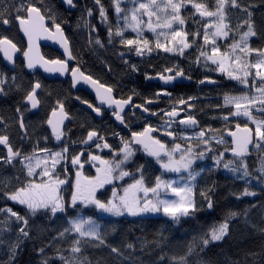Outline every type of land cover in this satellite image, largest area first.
Instances as JSON below:
<instances>
[{
	"label": "snow or ice",
	"instance_id": "1",
	"mask_svg": "<svg viewBox=\"0 0 264 264\" xmlns=\"http://www.w3.org/2000/svg\"><path fill=\"white\" fill-rule=\"evenodd\" d=\"M94 4V8L85 6L86 15L93 17L98 10L100 23L107 30V45L119 52V59L131 72H137L138 65L126 59V55L134 54L142 59L147 55L151 59L153 41L143 35L145 31L155 37L157 54L166 53L189 61L187 69L176 62L166 63L154 76L145 72L146 81L158 80L163 85L191 81L192 59L188 50L193 49L198 52L197 63L210 65L209 71L235 81L245 91L239 95L225 92L223 107L215 104L220 111L213 118L222 122V129L201 125L192 111L195 107L192 102L199 99L197 96L188 95L186 99L181 96L171 109L158 108L161 97H172L167 89L144 98L143 103H135L133 95L117 98L115 88L86 72L80 58L74 55L71 38L64 27L69 21L52 0H13L0 11V52L11 66L0 69V95L7 96L14 87L19 88L16 75H12L9 83L7 74L16 67L18 53L23 56V66L33 73L34 82L20 95L14 109L13 119L19 121L20 147L12 143L7 132L8 122L0 119V171L16 170L15 186H5L0 192V201L4 202L0 207V245L7 249L6 259L0 257V264H16L21 244L32 238L37 221L42 225L46 221L44 226L51 229L48 240L38 249L39 264H93L85 255L88 246L108 248L112 256L122 258L121 264H130L126 253L106 242L103 223L112 225L115 231L122 222L135 224L150 217L178 223L181 218H192L205 204L210 213L214 212L215 188L200 189L198 196L202 199L198 200V177L221 167L233 179L244 182L243 191L232 193L236 201L253 198L248 201L244 215L254 210L264 211V118H257L252 111L255 109L264 117V26L258 31L254 21L255 9L264 13V0H215L214 3L209 0H111L115 26L102 0H94ZM60 7L70 14L78 4L76 0H60ZM233 13H236L235 23ZM189 16L197 25L192 31L185 27ZM81 21L89 33H98L99 29L89 20L81 16ZM14 28L23 34L26 46L4 34ZM128 31L135 33V38L126 37ZM253 37L261 41L255 47L251 44ZM91 39L94 46L106 47L99 35L90 36ZM40 40L59 45L63 55L45 57L40 52ZM72 61H76L75 66ZM105 66L112 71L111 64ZM37 68L61 77L70 74V93L79 84L88 86L95 92L99 105L79 96L75 99L101 119L106 114L103 109L106 106L119 131H113L109 139L99 128H85L78 140H72L75 133L65 124L71 120L70 109L65 100L57 98L46 117L51 136L44 135L41 143L38 135L31 151L25 149V141L31 143L25 114L41 106L39 90L43 84L35 78ZM195 83L219 87L220 82L204 74ZM153 104L158 110L150 107ZM126 108L144 113V123L134 127L126 118ZM132 114L135 116V111ZM151 117L162 119L163 123L154 124ZM242 117L245 119L241 120ZM226 153H231L232 158L226 159ZM254 153L258 164L250 166L246 160ZM208 159L211 165L197 166L199 170L194 167L197 161ZM93 169L95 175L91 174ZM150 170L154 182L148 178ZM165 174H174L176 178H165ZM9 201L19 207L9 206ZM85 210L92 214L85 215ZM97 214L98 218H93ZM237 216V212L229 211L222 222L193 236L185 254L171 258L162 254L155 264H193L192 257L225 241L231 232L230 221ZM252 228L264 234V220L253 223ZM13 231L15 240L5 241L4 236ZM128 248L133 249L134 245L128 244ZM50 249H55L51 256L47 254ZM196 264L206 262L198 259Z\"/></svg>",
	"mask_w": 264,
	"mask_h": 264
},
{
	"label": "trees",
	"instance_id": "2",
	"mask_svg": "<svg viewBox=\"0 0 264 264\" xmlns=\"http://www.w3.org/2000/svg\"><path fill=\"white\" fill-rule=\"evenodd\" d=\"M52 2L57 6L60 14L66 16L69 23L65 24L67 34L70 36L71 41L77 42V38L82 35L84 38H88L85 34L83 23L81 21V16L84 19L89 20L90 24L95 25L99 31L98 33H93L94 37L99 35L102 41L105 42L106 47L101 48L100 58L101 62L93 61L89 54L84 55L86 63L91 64L92 66L101 65L99 69L101 72H106V64H111L112 58L115 55H118V51H114L111 46L107 45V30L105 25L100 23L98 10L94 12L93 17H88L85 12V6L95 7L94 0H77L78 7L73 13L64 12L60 7L58 0H52ZM105 7L108 10L109 20L115 26V13L111 7V0H102ZM210 3H214L215 0H209ZM10 6L9 1L0 0V11H3L6 7ZM236 21V13L232 14V22ZM254 21L257 26V30H262L264 26V13L260 11L259 8L254 11ZM80 22V27L77 28V23ZM185 27L192 31L197 25L193 24L191 17L189 16L187 24ZM202 31V29H201ZM261 41L255 37L252 38L251 44L253 47L259 45ZM90 45L87 44L86 47ZM81 48V47H80ZM84 48V47H83ZM119 48V45H117ZM82 54H85V51L80 50ZM127 53V49H124ZM191 53V75L192 82L196 81L199 78H203L204 74L211 76L213 79L219 80V87L224 89L221 91H216L219 87H214L211 85L203 86L200 89L201 93H196V88L193 86L188 87H179L177 89L171 90L172 93L171 99L161 100L159 102V107H168L173 105L177 99L183 96L185 99L188 95L199 97L197 102H193L195 105L199 102H208L207 100L201 101V99H213L214 97H223L225 92L234 95L236 92H231L226 90L224 87L225 79L219 76L216 72L209 71L208 69L211 66L205 67L203 62L197 63L196 56L198 52L193 49L188 50ZM130 60H136L137 56L134 54L126 55ZM164 62V61H163ZM179 62L186 69L189 67V61L181 58L175 59L176 63ZM165 63V62H164ZM114 64V63H113ZM160 65L157 63L150 64V68L147 73L149 75L155 74L154 65ZM113 67V66H112ZM152 68V69H151ZM0 69H4L0 64ZM91 69V68H90ZM89 69V70H90ZM152 70V71H151ZM115 73L122 74V76H127L124 72H114L113 76L117 80L119 76ZM9 83H11V77L13 74L16 75L17 80L16 84L19 88H13V90L7 95L2 97L0 95V116H11L12 110L15 109L17 100L20 95L23 94V91L29 89L32 80L24 75L20 70H16L14 73L8 72ZM94 78H98L101 82L105 83L107 78L100 72H96L92 69ZM134 76V75H133ZM130 87L136 92H139V95L144 98L154 97V94L157 91H160L156 87L143 88L142 87V78L135 75ZM129 78V77H128ZM210 86V87H209ZM222 89V88H221ZM131 94V93H130ZM195 114V107L192 109ZM0 117V118H1ZM234 127V125L232 126ZM113 131H119V127L111 126V130L106 134L109 136ZM105 134V133H103ZM78 139V138H77ZM25 149L29 151L31 148L25 146ZM226 157V156H225ZM231 155L226 157V159H231ZM246 162L250 166H257V156L254 153L252 156L248 157ZM211 159L199 163L197 166L211 165ZM196 166V167H197ZM199 170V167H197ZM158 174V173H155ZM201 177H198L199 184L197 185V199L200 200L198 192L200 189L205 187H214L215 191L213 193L216 200V209L214 212H209L207 210L206 204L203 206L201 211L195 213L192 218H181L180 221L174 222L171 219L163 217H150L142 221H138L135 224H129L127 222H122L121 224L115 227L113 231V226L103 223L102 219L100 222L103 223V234L107 243L119 247L122 253H126L130 264H155L159 257L163 254L167 258L172 256L183 255L187 252L188 244L192 241L193 236L201 235V232H206L212 224H218L222 222L225 217L228 215L229 211H235L238 213V216L231 219V232L225 241L220 242L219 246L212 245L210 250L206 253H200L198 256L191 258L193 264H196L198 259H202L206 264H264V256L261 253H264V234L259 231H256L252 228L253 223H259L264 220V211H252L248 216L244 215V209L248 206V201L253 198H243L244 202L236 201L233 192H241L244 188V182L239 179H233L232 174L224 170L222 167L219 170L213 172H203ZM149 180L154 182V174L149 171ZM16 184V170L7 169L0 171V192L3 191L5 186L14 187ZM255 185V181H253ZM256 191L259 192V189L256 188ZM110 195V193H109ZM256 202V201H253ZM9 206H13L11 202H7ZM4 206V202L0 201V207ZM18 208L19 206H13ZM71 211V210H70ZM91 211H85V215H91ZM94 218V217H93ZM131 219V218H130ZM247 221V222H246ZM47 222H44L46 225ZM41 224L40 221H37V226L32 230V238L25 241L21 244L19 254L16 258V264H39L40 256L37 254L38 249L43 246L49 237L50 228L45 227ZM15 232L13 231L10 234L4 236V240H15ZM128 244H133L134 248L129 249ZM67 248V244L64 245ZM35 249V250H34ZM6 247L0 245V257L6 259ZM55 249H50L48 255H53ZM255 254V255H253ZM85 255L92 260L93 264H96L97 261L100 264H121L122 258H116L110 254L108 248H94L91 246L86 247Z\"/></svg>",
	"mask_w": 264,
	"mask_h": 264
},
{
	"label": "flooded vegetation",
	"instance_id": "3",
	"mask_svg": "<svg viewBox=\"0 0 264 264\" xmlns=\"http://www.w3.org/2000/svg\"><path fill=\"white\" fill-rule=\"evenodd\" d=\"M7 32H5L4 34L5 35H9V36L13 35V37H15V38H13L14 42H17L18 44L23 42L19 38V34L17 33V30L15 28L13 30H11L9 32V34H7ZM11 32H12V34H11ZM72 43H77V42H73L72 41ZM72 45L74 46L75 49H73ZM72 45H71V49L74 52V55L76 57L80 58V62H81L82 66H83V68H84V70L86 72H91L92 73V69H93L94 71L100 72V73L103 74V72H101V70L99 69V67L101 65L92 66L91 64L86 63L87 61L83 57V55H82V57L79 55V54H81V51H79L75 47L74 44H72ZM41 53L43 55H45V57H55L57 55H61L62 56V54L60 52L52 50L50 48H41ZM21 55L22 54H20V56ZM125 58L127 59L128 57H125ZM113 59H116L115 56L112 58V61H111V63L112 62L114 63V64L112 63V66H113L112 67V71L109 72L108 68L106 67V72H104L103 75L107 78V81H108V83L105 82V84L106 85H111V86H113L115 88V95H116L117 98H119L121 95H123L124 98H127L128 95H133V99H134L135 103H143L144 99H143L142 96L139 95V92H137V91L135 92L130 87V84H132L133 79L136 78L135 75L142 78V84L141 85H142L143 88H147L148 89L149 87H153L154 86V87L158 88L160 91L163 90L160 87H158L157 85L145 84V79H144V74L150 68V64H152V63L159 64L160 63V65L153 64L155 66L154 71L155 70H159L160 68H162L166 64V63L163 62V60H158V62H151V61H148V59H147L145 61H142L141 63L136 62L135 64L138 65V71L133 73V72H131L130 68L126 67L125 65H121L122 61H120L119 58H118V61L113 60ZM173 62H175V60ZM70 63H72L73 66H75L76 61H72ZM0 64L5 70H7L3 66V63H2L1 60H0ZM122 68H124V69H122ZM16 70H20L24 75H26L27 77H29L32 80V83L34 82V75L25 74L24 69H23V64L21 62V58H19L16 61L15 70L13 72H10V71L9 72L10 73H14ZM115 71L116 72H120V73L124 72V74L127 75V77L130 78L129 82L131 81V83L128 82V86L126 84L124 86H122L123 82H122V80L120 78L121 77H126V76H120V74L115 73V74H117L119 76V78L116 81V79L113 76ZM68 75H70V74H68ZM152 75L154 76L155 74H152ZM35 78H39L41 80V83L43 84V88L39 92V99L41 100L40 112H39V114L34 115V116L30 115L29 112H27L25 114V118H24L25 119V123L27 125L35 123L37 117H40V116L43 115L44 116L43 123H44L45 129H47V135L50 137L51 133H50L49 129L46 127V125H47L46 124V117L48 115H50L51 107L55 106L56 100H57V98H59L61 100H65L66 105L70 109L71 120H70V123L67 125V127L71 130L72 133H75V135L72 136V140H78L77 138L79 137V134L82 131H84L85 128H91V127L99 128V129H101V133L103 134V133L109 132L111 130V126L115 125L117 127V123L114 121L113 117L111 116V113L107 112L106 109H104L106 114L103 117V119H101V118L100 119H96L91 113H89L83 107H81L82 104H80L79 101L75 99L76 96H79V97H81V98L93 103L94 105H96L95 104V100L83 90L71 91V93H70L69 92V88H70V83L69 82L70 81H69L68 78L66 80H64V81H61V80H58V79L50 81V80H45L38 73L35 74ZM188 86H193V87L196 88V90L200 91V89H202V87L204 85H199L198 86L195 83V81L192 82V80H191L190 84ZM188 86H184V87H188ZM179 87H182V86H179ZM179 87L175 86L173 89H167V90L168 91H171V90L173 91L174 89H177ZM2 97H4V96H2ZM168 99H165V98L161 97V100H168ZM197 101L198 100H195V102H197ZM83 105H86V104H83ZM170 106H172V105H170ZM150 107H152L154 110H158V108H165V107H159V105H158V108H157L156 104H153ZM133 111H135V116H133V114H132ZM12 113H13L12 117L11 116L8 117V116L4 115L2 117L0 116L1 117L0 119H3L5 121H7L8 122V128L13 130V134H16V136H18L17 132H18L19 121L13 119V117L15 115L14 109L12 110ZM126 113H127L126 118L132 123V125L134 127H138L139 125H142L144 123V120L142 119L143 115L140 112V110H138V109H134V110L130 109ZM150 119H151L152 123L158 124V123H156L157 122V118L156 117H151ZM14 123H16V125H17L16 128H14ZM125 131H127V130H125ZM108 137H109V139H111L112 138V134H110ZM164 139H168V138L165 137ZM117 142H118V138H117ZM52 143L55 144L56 142L54 140H52Z\"/></svg>",
	"mask_w": 264,
	"mask_h": 264
},
{
	"label": "rangeland",
	"instance_id": "4",
	"mask_svg": "<svg viewBox=\"0 0 264 264\" xmlns=\"http://www.w3.org/2000/svg\"><path fill=\"white\" fill-rule=\"evenodd\" d=\"M8 1H9L10 5L13 2V0H7V2ZM144 19H145V21H147V17H144ZM48 22L50 23V21H48ZM11 30H13V29H10L7 32V34H9V32ZM84 31H85V34L88 36V38H84L83 32H82V35L79 38H77V40H78L77 43H72V44H74L75 47L79 51L80 50L85 51V54H82V53L79 54L81 57H82V55L84 57V55L91 53V55H92L91 57L92 58L95 57L94 59H92L93 61L101 62V58L99 56L100 53L102 52L101 48L99 46H94V39L90 40V36L94 37L93 33H89L88 29H86V28H84ZM11 34H12V32H11ZM143 35L146 38H149L150 40L153 41V44H152L153 52L151 54V59H149V57L147 55L143 59L141 57H137L136 60H130L129 58H127L132 63H136V62L141 63L142 61H145L147 59H148V61H151V62H158V60H163L165 63H172L175 59L179 58V57H176V56H171L170 54H166V53L157 54V50H155V37H153L152 33L148 32V31H145L143 33ZM10 36L12 38H15V37H13V35H10ZM125 36L128 37V38H135V33H132L130 31H128V32H125ZM163 39L164 38L161 37L162 41H163ZM87 44H89L90 46L85 48V46H87ZM72 47H73V49H75L73 45H72ZM89 56H90V54H89ZM165 57H167V59H164ZM115 58L116 59H113V60L118 61L119 54L115 55ZM121 65H124V63L121 62ZM122 69H124V68H122ZM120 79L123 82L122 86H124L125 84L128 86V82H129L130 78H128L126 76V77H121ZM129 83H131V81ZM224 87H225L226 90H230L231 92H236V94H234V95H239V94H241L242 91H245L243 89L242 85L237 84L235 81H229V80H226V79H225V82H224ZM223 89H224L223 87H219L216 91H221ZM196 93H201V91L196 90ZM163 98L168 99L169 97H163ZM205 100H207L208 102H211V103H207V102L196 103V105H195V114L194 113L193 114L198 118V121L201 123V125H212V126H214L216 128H221L222 129L224 127L222 122L220 120H218V119H214L213 116L220 111L219 109L215 108V104L216 103H220L221 107H223V97H214L213 99L207 98V99H202L201 101H205ZM193 102H195V101H193ZM171 107L172 106H169V107H165L163 109H171ZM177 107L179 108V107H183V106H179L178 105ZM252 111H253V115L256 116L257 118H264V117L261 116L260 113H257L255 111V109H253ZM181 115L183 116V113H181ZM43 119H44V116L42 115L40 117H37L35 123L30 124V125L28 124L27 132H28L29 136L31 137V143H29L28 141H25L23 147L29 146L31 148L32 145L36 144V142H37L36 137L38 135L40 137V142L43 143V136L47 135V132H45V126H44V123H43ZM163 119H167V117H164ZM244 119L245 118H243V117L241 118V120H244ZM156 123L162 124L163 120L162 119H157ZM16 126H17L16 123H14V128H16ZM173 126L177 127L176 125H173ZM7 132L11 136L13 145H15L17 147H20V139H19L18 136H16V134H13V130H11V129H9L7 127ZM221 150H222V148H221ZM225 156L229 157L230 153H226ZM199 163H201V161H197V165ZM197 165H194V167H196ZM91 174L95 175L94 169L91 170ZM165 178L175 179L176 177H175L174 174H165ZM65 194L67 195V193H65ZM85 211H89V210H85ZM98 216H99V214H97V216H95L94 218H98Z\"/></svg>",
	"mask_w": 264,
	"mask_h": 264
},
{
	"label": "water",
	"instance_id": "5",
	"mask_svg": "<svg viewBox=\"0 0 264 264\" xmlns=\"http://www.w3.org/2000/svg\"><path fill=\"white\" fill-rule=\"evenodd\" d=\"M58 3H59V5H60V0H58ZM63 9V8H62ZM73 12H75V9H73V10H71V13H73ZM19 38L23 41V43L25 44V46H26V39L25 38H23V34L22 33H19ZM38 43H39V45H40V52H41V48H50V49H52V50H55V51H58V52H60L62 55H63V51H62V49H60L59 48V45H57V44H53L51 41H48V40H40V41H38ZM19 58H21V62H22V64H23V56L21 55L20 56V54L18 53L17 55H16V57H15V60L17 61ZM0 60L2 61V63H3V66L7 69V68H11V66L10 65H7V62L6 61H4V59H3V53L2 52H0ZM23 69H24V72H25V74H27V75H33V73L32 72H30L27 68H25L24 66H23ZM14 70H15V68H14ZM13 70V71H14ZM13 71H10V72H13ZM40 74L41 76H42V78H44L45 80H50V81H52V80H61V81H64V80H66L67 78L69 79V81L71 80V75H68V76H66V77H61V76H59V74L57 73V74H47V73H44L43 72V70L42 69H39V68H37L36 70H35V74ZM145 84H152V85H157L158 87H160L161 89H173L175 86H188L189 84H190V81H188V80H183V81H177V82H175L174 84H172V85H163L160 81H158V80H151V81H146L145 80ZM78 90H83V91H85L88 95H90L94 100H95V104L96 105H99V101L96 99V94H95V92H93L88 86H86V85H83V84H79V85H77V88L76 89H73L72 91H78ZM39 92H40V90H39ZM150 106H152V105H150ZM81 107H83L86 111H88L89 113H91L96 119H100V117H96V115H95V113H93V112H91V109H88L87 108V105H81ZM103 109H106V111H107V108H106V106H103ZM130 110V108H126V112H128ZM139 110V109H138ZM39 112H40V107H39V109L38 110H32V111H30L29 112V114L30 115H32V116H34V115H37V114H39ZM108 112V111H107ZM142 115L144 116L145 114L144 113H142ZM114 119V118H113ZM115 121V120H114ZM70 123V120L69 121H65V124L66 125H68ZM46 127L48 128V126L46 125ZM235 129V126L233 127V130ZM49 131H50V133H51V130L49 129ZM229 139V142H230V140H231V138L229 137L228 138Z\"/></svg>",
	"mask_w": 264,
	"mask_h": 264
}]
</instances>
